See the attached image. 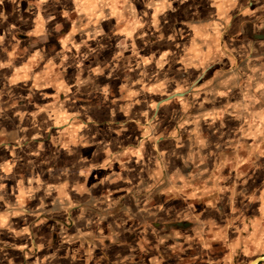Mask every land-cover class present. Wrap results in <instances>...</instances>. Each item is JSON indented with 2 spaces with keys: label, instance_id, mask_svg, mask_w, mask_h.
Instances as JSON below:
<instances>
[{
  "label": "crops",
  "instance_id": "1",
  "mask_svg": "<svg viewBox=\"0 0 264 264\" xmlns=\"http://www.w3.org/2000/svg\"><path fill=\"white\" fill-rule=\"evenodd\" d=\"M207 2L209 16L201 0H65L61 30L43 19L56 1L37 0L31 35L0 32V264H73L66 224L87 219L91 183H140L158 152L168 191L192 182L191 157L210 177L219 156L233 169L228 113L248 124L264 106V9ZM171 104L176 116L146 115Z\"/></svg>",
  "mask_w": 264,
  "mask_h": 264
},
{
  "label": "rangeland",
  "instance_id": "2",
  "mask_svg": "<svg viewBox=\"0 0 264 264\" xmlns=\"http://www.w3.org/2000/svg\"><path fill=\"white\" fill-rule=\"evenodd\" d=\"M55 1L56 6L52 10L43 11V19L48 22L63 21L59 28L65 30V21L72 16H68L70 7L66 6L65 0ZM207 1L201 0L204 16H209L212 9ZM231 3L236 10L245 8V13L251 15V8L255 6L264 9V0H233ZM35 16L41 17L37 0H0V32L3 35L7 30L9 37L26 35L25 32L31 35ZM144 31L140 32L147 35ZM239 34L243 36L241 32L234 36ZM42 36L46 34L43 32ZM38 41L49 44L47 36L38 38ZM240 109L234 107L228 113L237 119L230 124L233 127L229 131L234 132L233 150L230 151L240 152L227 157L229 163L233 162L232 170H223L226 157L219 156L217 174L210 177L211 172H199L205 166L199 163L200 156L191 157V162L194 163V159L197 162L196 175H187L192 182L181 183L183 188L170 186L168 191L169 183H162L163 156L158 152L157 156L148 160L154 169L139 174L140 183H130L126 176L127 183L121 182V189L116 188V191L110 186L115 183H104L101 187L91 183L87 219H78L70 224L64 222L72 234L67 239H73L70 242L71 256L68 255L70 262L251 264L255 257L264 256V106L250 109L248 124L240 122ZM145 110L147 116L178 114L177 107L173 105L170 110ZM212 115L217 116L216 112ZM217 125L219 132L224 131V123ZM248 131L252 143L247 155L244 154V144L238 138L244 137ZM204 159L208 167L210 161ZM100 176L108 179L104 173ZM118 192L127 196L123 197V202L114 204L109 196ZM61 250L62 246L59 254Z\"/></svg>",
  "mask_w": 264,
  "mask_h": 264
},
{
  "label": "water",
  "instance_id": "3",
  "mask_svg": "<svg viewBox=\"0 0 264 264\" xmlns=\"http://www.w3.org/2000/svg\"><path fill=\"white\" fill-rule=\"evenodd\" d=\"M257 259V263L264 262V258L262 256L255 257Z\"/></svg>",
  "mask_w": 264,
  "mask_h": 264
},
{
  "label": "bare ground",
  "instance_id": "4",
  "mask_svg": "<svg viewBox=\"0 0 264 264\" xmlns=\"http://www.w3.org/2000/svg\"><path fill=\"white\" fill-rule=\"evenodd\" d=\"M264 258V257H263ZM257 263V259H254L253 260V264H256Z\"/></svg>",
  "mask_w": 264,
  "mask_h": 264
}]
</instances>
